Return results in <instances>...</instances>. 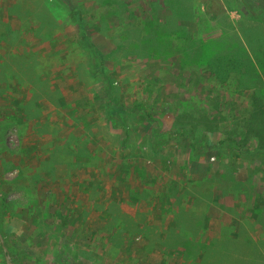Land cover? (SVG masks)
Wrapping results in <instances>:
<instances>
[{"label":"rangeland","instance_id":"rangeland-1","mask_svg":"<svg viewBox=\"0 0 264 264\" xmlns=\"http://www.w3.org/2000/svg\"><path fill=\"white\" fill-rule=\"evenodd\" d=\"M248 11L264 0H0L10 264H264V162L214 148L250 109L209 68L234 37L264 39ZM200 113L215 130L189 134Z\"/></svg>","mask_w":264,"mask_h":264},{"label":"trees","instance_id":"trees-1","mask_svg":"<svg viewBox=\"0 0 264 264\" xmlns=\"http://www.w3.org/2000/svg\"><path fill=\"white\" fill-rule=\"evenodd\" d=\"M213 4L214 2H208L207 9L209 10V7ZM76 13L77 12L74 10L71 12V15L74 17ZM249 13L253 20L260 22L264 26V18L260 17V14L256 15L251 12ZM234 40L235 46L233 48L220 50L214 54L215 61L209 68L221 83H224L231 73L238 75L241 79L240 82L244 81L242 86L252 89L250 95V109L247 116L240 120L239 127L231 133V136L226 140L218 142L219 146H215L214 148L219 149V147L227 145L225 148L230 150L235 149L238 155H244L247 158L257 159L264 162V39L256 41L255 39H249L245 36L242 41L236 37H234ZM246 46H248L250 50H248ZM246 65H248L247 67L249 68H253V71L249 73L243 72ZM97 67H99V64H96L95 66L93 65L92 70L97 72ZM254 68H256L257 71ZM106 77H104V79H107ZM103 90L108 101L110 93L109 85H106ZM113 106L115 105H112L111 108ZM121 108L123 113H127L123 107H113L116 111H120ZM113 109L110 110L107 108L106 110L107 117L111 120L112 124L116 125L117 123L123 122V119L120 116H117V112ZM131 110L143 111L148 119H152L147 105L143 102L132 101L128 112ZM111 111L116 114H112ZM184 119L190 120L189 123L191 125L189 127H192L190 130L187 129L188 127L185 128L182 126L183 130L185 128L186 132L189 134H193L197 128L206 131H213L216 128L215 121L205 113L198 114L196 118L185 115ZM237 130H240V133L237 134ZM250 140L255 141L254 150L248 153L244 151V153L242 148L246 147ZM0 205L1 219V217L5 215L4 201H2ZM1 234L3 236V233ZM4 242L6 243L5 246L9 253L7 241L4 240ZM11 258V264H15L13 256H11ZM14 259L17 260L19 258H15L14 256Z\"/></svg>","mask_w":264,"mask_h":264},{"label":"water","instance_id":"water-1","mask_svg":"<svg viewBox=\"0 0 264 264\" xmlns=\"http://www.w3.org/2000/svg\"><path fill=\"white\" fill-rule=\"evenodd\" d=\"M0 245H1V248H2L3 253L5 254L6 264H10V258H9V255L7 254V248L4 245V241H3V238L1 236V234H0Z\"/></svg>","mask_w":264,"mask_h":264},{"label":"crops","instance_id":"crops-1","mask_svg":"<svg viewBox=\"0 0 264 264\" xmlns=\"http://www.w3.org/2000/svg\"><path fill=\"white\" fill-rule=\"evenodd\" d=\"M159 223H161V221H158ZM168 230V229H167ZM163 235V234H162ZM143 241H145L146 242V240L145 239H143Z\"/></svg>","mask_w":264,"mask_h":264}]
</instances>
